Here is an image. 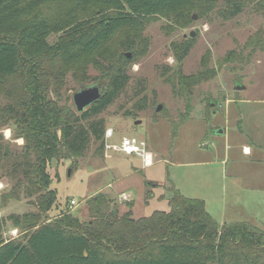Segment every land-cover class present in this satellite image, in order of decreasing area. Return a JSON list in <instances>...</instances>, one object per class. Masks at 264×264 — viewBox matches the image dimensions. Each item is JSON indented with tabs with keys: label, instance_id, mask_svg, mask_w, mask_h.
Segmentation results:
<instances>
[{
	"label": "trees",
	"instance_id": "16d2710c",
	"mask_svg": "<svg viewBox=\"0 0 264 264\" xmlns=\"http://www.w3.org/2000/svg\"><path fill=\"white\" fill-rule=\"evenodd\" d=\"M256 1L226 0L222 14L232 18ZM196 4V0H0V89L7 91L4 103L0 94V122L11 125L14 137L24 141L13 156L16 182L7 196L14 198L24 185L28 196L38 194L40 207L38 213L8 216L20 233L10 239L0 234V264H264L262 228L246 222L218 224L203 200L185 197L173 187L167 211L137 219L130 210L117 215L111 199L102 193L88 200L86 223L66 210L54 218L41 216V210L56 202V191L49 188L48 162L81 157L91 138L103 152V120L89 119L128 85L130 66L148 47L140 34L144 21L163 16L169 20V31L183 28L192 22L190 10ZM204 5L195 9L204 11ZM192 40L171 43L177 67L166 80L175 96L186 99L179 124L170 122L172 136L189 116L193 87L214 76L205 57L196 73H182L181 62ZM230 54L227 60L232 59ZM87 61L98 69L96 82L104 91L76 113L67 102L58 103L61 83L71 71L83 84ZM10 79L16 82L15 92L5 85ZM136 105L144 107L145 97ZM7 151L1 143L0 161Z\"/></svg>",
	"mask_w": 264,
	"mask_h": 264
},
{
	"label": "rangeland",
	"instance_id": "374dc122",
	"mask_svg": "<svg viewBox=\"0 0 264 264\" xmlns=\"http://www.w3.org/2000/svg\"><path fill=\"white\" fill-rule=\"evenodd\" d=\"M225 1L196 0V6L200 5L195 8L202 9L205 2L204 11L191 9L192 22L172 31L163 16L144 21L140 34L148 47L130 66L128 85L89 119L101 118L104 132L113 130L107 142L111 145H119L122 137L143 140L154 156L153 164L144 167L139 156L105 147L100 154L99 142L91 138L81 157L48 162L49 188L56 191V202L49 210H41L42 219L66 210L86 223L90 221L88 200L98 193L111 199L117 215L130 210L137 219L167 211L173 187L185 197L203 200L206 212L218 224L246 222L264 230V0L247 5L232 18L222 14ZM188 38L193 39L192 47L181 62L182 73H196L205 57L214 76L193 87L189 116L172 136L170 122L179 124L186 99L175 96L166 80L177 67L171 43ZM229 53L232 59L227 60ZM126 56L131 58V51ZM85 64L83 84L73 79L71 71L61 83L58 103L67 102L75 112L73 92L99 80L94 64ZM5 85L11 91L17 89L14 79ZM5 92L0 89L2 103ZM143 97L145 105L138 108ZM1 143L8 151L0 161V234L10 239L12 230H17L15 238L19 236L20 228L8 216L38 213L40 207L38 194L28 196L24 185L16 189L14 198H8L16 182L11 173L13 156L24 141L14 137L11 125L0 122ZM245 146L248 153L243 151ZM122 192L131 200H120Z\"/></svg>",
	"mask_w": 264,
	"mask_h": 264
},
{
	"label": "built area",
	"instance_id": "2783aa9c",
	"mask_svg": "<svg viewBox=\"0 0 264 264\" xmlns=\"http://www.w3.org/2000/svg\"><path fill=\"white\" fill-rule=\"evenodd\" d=\"M113 135V130L111 128L107 129L104 132V147L105 150L113 149L119 152H122L126 155L135 154L139 156L142 160V164L144 167L150 166L154 162L153 154L147 149L146 144L143 140H138L135 137H122L119 145L109 144L108 139H110ZM106 154V153H105ZM120 200H131V196L128 193L122 192L118 195ZM71 205H75L76 201L71 199ZM12 237L17 235V230H12Z\"/></svg>",
	"mask_w": 264,
	"mask_h": 264
},
{
	"label": "water",
	"instance_id": "95a60500",
	"mask_svg": "<svg viewBox=\"0 0 264 264\" xmlns=\"http://www.w3.org/2000/svg\"><path fill=\"white\" fill-rule=\"evenodd\" d=\"M193 18H196V16H193ZM193 35L194 32H190V36L192 37ZM127 56H129V54ZM237 88L241 87L238 86ZM103 91L104 85L100 82H96L92 85L80 86V88L72 94V100L76 108V112H83L88 106H90L102 96ZM160 108L161 104L158 105L156 110H159ZM112 213H114V211H112Z\"/></svg>",
	"mask_w": 264,
	"mask_h": 264
},
{
	"label": "crops",
	"instance_id": "0c3cea01",
	"mask_svg": "<svg viewBox=\"0 0 264 264\" xmlns=\"http://www.w3.org/2000/svg\"><path fill=\"white\" fill-rule=\"evenodd\" d=\"M246 148V146L243 148V151L245 152V153H248V152H246L244 149ZM248 148V147H247Z\"/></svg>",
	"mask_w": 264,
	"mask_h": 264
},
{
	"label": "bare ground",
	"instance_id": "6f19581e",
	"mask_svg": "<svg viewBox=\"0 0 264 264\" xmlns=\"http://www.w3.org/2000/svg\"><path fill=\"white\" fill-rule=\"evenodd\" d=\"M246 152H248V148L246 147L245 149H244Z\"/></svg>",
	"mask_w": 264,
	"mask_h": 264
}]
</instances>
